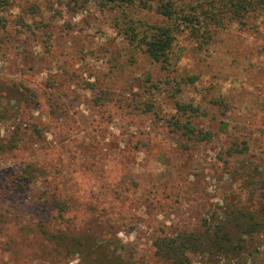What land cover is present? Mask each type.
Instances as JSON below:
<instances>
[{
  "label": "rangeland",
  "instance_id": "374dc122",
  "mask_svg": "<svg viewBox=\"0 0 264 264\" xmlns=\"http://www.w3.org/2000/svg\"><path fill=\"white\" fill-rule=\"evenodd\" d=\"M206 1L0 7V264H175L158 238L213 229L235 254L191 264H264V10L178 18ZM150 24L173 25L163 67Z\"/></svg>",
  "mask_w": 264,
  "mask_h": 264
},
{
  "label": "trees",
  "instance_id": "16d2710c",
  "mask_svg": "<svg viewBox=\"0 0 264 264\" xmlns=\"http://www.w3.org/2000/svg\"><path fill=\"white\" fill-rule=\"evenodd\" d=\"M9 0H0V7L7 5ZM87 1V0H84ZM159 0H99L102 6L116 5V6H132L142 9H149L154 7L157 13L163 15L166 18H171L175 10L171 8V4L157 3ZM209 7L203 8L202 5L195 7L194 12H182L179 15V19L184 23L193 24L201 23L202 19L206 24L220 25L224 19L228 22H236L238 24H244L246 16L249 10L262 11L264 10V0H207L205 2ZM261 13V12H257ZM201 17V18H200ZM142 37V38H141ZM138 41L141 43L144 51L150 56V58L161 64V67L170 61V50L174 40L173 25H156L150 24L145 28V33L142 34ZM178 125V122H176ZM184 133L192 134L193 128H183ZM203 138L204 135L199 136ZM235 149V148H233ZM238 152H241L238 150ZM252 217V214L247 213ZM245 216V212H240L239 215L233 217L232 225L236 226L241 223V218ZM240 217V218H239ZM244 225V224H243ZM256 223L249 225L247 231H252ZM196 235L193 232L179 231L176 236H165L158 238L156 241L157 249L167 258L171 259L175 264H191L187 251H213L215 249H223L227 244H231L226 248L228 255L235 254L236 242L232 241L229 232L225 234H218L216 230L211 232L206 231V234Z\"/></svg>",
  "mask_w": 264,
  "mask_h": 264
}]
</instances>
